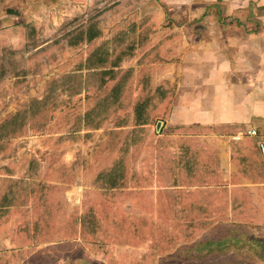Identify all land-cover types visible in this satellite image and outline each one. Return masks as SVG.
I'll return each mask as SVG.
<instances>
[{
	"label": "rangeland",
	"instance_id": "1",
	"mask_svg": "<svg viewBox=\"0 0 264 264\" xmlns=\"http://www.w3.org/2000/svg\"><path fill=\"white\" fill-rule=\"evenodd\" d=\"M64 9L57 10L65 16ZM56 17V11L49 17L43 9L33 24L1 40L17 49L37 28L38 39L53 47L27 61L30 67L44 60L36 74L0 86V125L27 111L26 122L0 141L5 142L0 146V264H264L263 191L229 189L234 180L202 181L185 171L181 145L189 141L203 149L199 133L166 124L174 89L159 92L148 81L147 69L140 66L144 51L136 62H122L125 68L113 71L102 88L100 81L78 96L50 98L49 86L64 74L115 69L86 62L95 45L72 49L78 39L61 40L69 34L65 26L71 16L59 23ZM132 40L129 36L121 46ZM93 109L99 116L91 123L85 115ZM159 152L173 154L181 167L169 184L180 196L178 207L210 226L197 231L192 220L171 213L159 176ZM116 165L122 186L94 188L97 177ZM22 180L32 184L29 193L7 204V189ZM84 215L94 237L80 233ZM29 224L33 243L23 250L18 241L25 242L23 227L30 229ZM36 250L41 251L26 260Z\"/></svg>",
	"mask_w": 264,
	"mask_h": 264
},
{
	"label": "crops",
	"instance_id": "2",
	"mask_svg": "<svg viewBox=\"0 0 264 264\" xmlns=\"http://www.w3.org/2000/svg\"><path fill=\"white\" fill-rule=\"evenodd\" d=\"M63 6L65 16L57 10ZM43 9L49 17L56 11L55 23L66 16L83 17V40L70 44L72 49L89 44L95 45L93 52L103 48L112 54L125 50L122 43L133 38L128 45L133 51L113 71L124 69L127 58L136 62L144 51L140 66L147 69L148 81L159 92L174 89L166 124L198 131L220 178L234 180L229 189L264 193V182L239 171L234 152L259 150L264 141V0H0V43L33 24ZM89 18L95 21L89 24ZM247 128L256 129L259 137L228 142L230 132ZM32 243L30 236L29 243L18 244L24 250ZM40 251L30 252L26 260Z\"/></svg>",
	"mask_w": 264,
	"mask_h": 264
},
{
	"label": "trees",
	"instance_id": "3",
	"mask_svg": "<svg viewBox=\"0 0 264 264\" xmlns=\"http://www.w3.org/2000/svg\"><path fill=\"white\" fill-rule=\"evenodd\" d=\"M94 18H89L88 23L91 24L94 22ZM69 29L68 33L64 35L61 40L64 38H75L78 42L83 40L84 35V26H83V17L75 18L65 26ZM37 28L32 29L28 34V40L26 43L22 44L20 48L13 49L2 43H0V86L4 84L7 79L16 78L18 79L17 83H21L25 80L26 76L36 74L39 70V67L44 66V60H40L37 64L27 67L26 63L32 58L39 57L41 58L45 54H49L52 51V44H45L41 42L36 36ZM24 34V33H23ZM90 37V36H89ZM80 39V40H79ZM60 40V41H61ZM103 48L96 49L90 57L87 59L89 64L95 62L94 66L104 67L105 65L110 64L112 68L119 67L121 59L123 56L133 48L129 50L128 46L126 49H121V51H114V56H111V53L103 52ZM81 69L73 72L64 74L57 79L53 80L50 87V98L55 97L57 94H66L67 96L73 97L78 96L83 92L84 88L94 87L97 83H100V79L105 76L113 75V70H98L91 71L83 76L80 73ZM104 82L102 81L98 87L102 88ZM99 112L97 109L89 111L85 118L89 122H94L98 117ZM27 111L23 109L15 115L9 116L3 123L0 125V141L2 139H7L11 134H14L20 126L26 122ZM79 126V124H78ZM77 126L72 130L73 133H77ZM228 133V132H227ZM234 133V132H230ZM68 137V136H67ZM4 141V140H3ZM5 142H0V146H4ZM257 145V141L254 143ZM181 147L185 151V156L183 159H180L181 165H185V171L191 173L197 179H203L208 177V179H219L220 173L216 161L209 155L205 150L198 148L197 146H190L189 141H185ZM234 152L237 153V159L240 163L239 171L243 175L247 176L253 181H262L264 182V158L261 156L259 150L255 149L248 153H243L241 150L237 149ZM158 157L160 159L159 163V176L163 187L166 189L165 193L168 199L169 209L172 214L181 216L185 219H190L193 221L192 227L197 231H201L204 228L210 226L208 223L195 222V218L190 216L192 213L191 210L186 208H179L178 202L180 196L177 195L169 186L170 181L174 173L180 174L181 167L174 158V155L169 152H159ZM202 159V160H201ZM35 163V162H34ZM36 164V163H35ZM34 166V164H33ZM180 167V168H179ZM123 174H121L120 165H116L110 171L100 174L95 180L93 186L98 189H114L116 187L122 186L121 179ZM204 181V180H202ZM32 184L26 183L25 180L18 181L14 185L10 186L7 189L6 199H11L9 203H16L19 196H27L29 193V188ZM212 195V192L209 193ZM208 194V195H209ZM7 201V200H6ZM201 209V208H200ZM204 210V208H202ZM88 216L84 215L80 218V233L84 235L86 233L89 237H94L93 232L89 229ZM23 231H27L25 242L30 241V232L28 227H23ZM25 239V238H24ZM24 243L23 240L19 241Z\"/></svg>",
	"mask_w": 264,
	"mask_h": 264
},
{
	"label": "built area",
	"instance_id": "4",
	"mask_svg": "<svg viewBox=\"0 0 264 264\" xmlns=\"http://www.w3.org/2000/svg\"><path fill=\"white\" fill-rule=\"evenodd\" d=\"M258 137H259V133H258V131H256V129L247 128L245 131L238 132V133H235V134H230L227 137V140L231 144H239L246 138L254 139V138H258ZM258 148H259V151H260L261 155L264 156V141L263 140L259 141Z\"/></svg>",
	"mask_w": 264,
	"mask_h": 264
},
{
	"label": "water",
	"instance_id": "5",
	"mask_svg": "<svg viewBox=\"0 0 264 264\" xmlns=\"http://www.w3.org/2000/svg\"><path fill=\"white\" fill-rule=\"evenodd\" d=\"M160 126H163V122H160Z\"/></svg>",
	"mask_w": 264,
	"mask_h": 264
}]
</instances>
